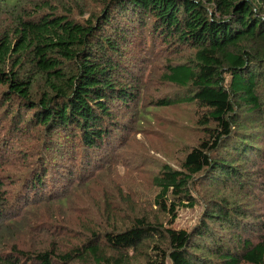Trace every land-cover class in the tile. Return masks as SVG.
<instances>
[{
	"label": "trees",
	"instance_id": "16d2710c",
	"mask_svg": "<svg viewBox=\"0 0 264 264\" xmlns=\"http://www.w3.org/2000/svg\"><path fill=\"white\" fill-rule=\"evenodd\" d=\"M0 264H264V0H0Z\"/></svg>",
	"mask_w": 264,
	"mask_h": 264
},
{
	"label": "rangeland",
	"instance_id": "374dc122",
	"mask_svg": "<svg viewBox=\"0 0 264 264\" xmlns=\"http://www.w3.org/2000/svg\"><path fill=\"white\" fill-rule=\"evenodd\" d=\"M190 107L186 105H181L180 107H169L168 109L164 110H157L154 112V114L151 115V118H149V121L145 123V127L152 128L154 126H157V130H161L160 136H156L157 132H155L152 136H148L147 138L151 142V144H160L162 145L161 148L158 149L161 156L165 155L161 158L164 161L170 160L173 164L175 163V159H178V156L180 155V150L182 149L181 141L185 140L184 137H187L183 134L178 133L177 126L174 124H178V120H181L183 122L188 121V117L190 116ZM184 134H188L189 138L190 136H194L195 134L191 131H184ZM139 135L136 134L135 137H138ZM175 139V143L178 144H172L171 139ZM180 142V143H179ZM159 156L158 154H155ZM160 157V156H159ZM154 164V163H153ZM151 167V165H149ZM149 168L146 167V169H143L139 175L138 178L140 180L146 179V177L149 174V171H147ZM123 173L122 168H118L117 172L119 176L125 175V177L128 179L130 177V173L128 171H125ZM138 188H140L143 192V194H148V190H150L146 185H138ZM202 203L201 200L198 199V202L191 208L189 207H181L176 209V211L173 214V217L168 222V226L173 229H189L192 225L195 224V222L198 219V216L202 209Z\"/></svg>",
	"mask_w": 264,
	"mask_h": 264
}]
</instances>
